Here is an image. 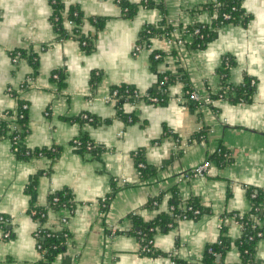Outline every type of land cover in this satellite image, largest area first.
Segmentation results:
<instances>
[{"label": "crops", "instance_id": "0c3cea01", "mask_svg": "<svg viewBox=\"0 0 264 264\" xmlns=\"http://www.w3.org/2000/svg\"><path fill=\"white\" fill-rule=\"evenodd\" d=\"M65 1L85 19L81 31L93 44L88 53L73 39H55L48 0H0V115L26 104L28 131L20 144L57 153L55 159H18L11 142L0 139V217L9 219L11 234L3 239L0 230V264H44L29 210L46 208L48 197L62 190L72 207L48 210L44 221L45 228L67 233L51 264H241L235 244L241 227L231 215L248 214L249 191L264 190V0H242L247 24L220 26L203 48L190 45L187 28L211 24L203 6L212 0H129L149 4L132 18L112 0ZM97 17L105 18L99 31L87 20ZM162 20L172 27L169 38L181 44L167 47L161 36L134 52L140 31ZM15 51L34 54L37 67L27 57L12 62ZM153 51L163 55L152 69ZM225 58L232 64L223 82L218 70ZM162 75L170 77L167 99L123 103L133 122L122 120L108 100L111 88L126 85L145 94ZM245 77L254 80L255 92L247 103H232L233 88ZM223 84L230 88L223 99L195 105L184 98L188 90L217 95ZM85 114L97 124L76 120ZM79 137L94 145V154L74 146ZM221 147L232 162L220 168L208 158ZM138 151L154 169L145 180L134 161ZM204 161H210L208 171L190 175ZM173 196L196 200L204 213L156 229V255H143L134 218L147 223L169 213ZM257 224L264 227V215ZM221 236L229 249L204 263L206 248ZM253 264H264V237Z\"/></svg>", "mask_w": 264, "mask_h": 264}, {"label": "trees", "instance_id": "16d2710c", "mask_svg": "<svg viewBox=\"0 0 264 264\" xmlns=\"http://www.w3.org/2000/svg\"><path fill=\"white\" fill-rule=\"evenodd\" d=\"M121 10V13L124 17L132 18L137 9L140 6H148L149 4H145L141 1L139 4L130 3L129 0H112ZM242 0H212L210 3H207L203 6L212 16V22L209 25H200L195 24L191 27L187 28L188 33H190L193 37L191 42V46L197 48H203L207 43H209L214 35V32L217 28L225 24H241L246 25L249 17L244 14L241 8ZM48 4L51 9V14L49 17V21L52 27L53 32L56 35V40H64V39H73L78 42L81 49L88 53L92 51L93 44L89 41V38L85 36L81 31V25L85 20L81 11L75 5H67L65 0H48ZM76 14V15H74ZM228 15L229 19H224L223 15ZM90 24H92L96 31H99L103 27V23L105 18H89L87 19ZM70 23V24H69ZM198 30V34H194L195 30ZM172 27L168 25L167 22L161 21L157 25H147L145 26L139 33L137 44L142 48H147L149 46V41L153 38H159L161 36L169 37ZM84 43V45H82ZM156 53H159L160 56L163 54L157 51H153L151 54V63L152 69L155 66V63L159 59H155L154 56ZM18 56L20 57H27L31 67L35 69L37 67V58L34 54L26 53L22 51H15L11 53V57ZM232 64L229 58H225L223 62V66L221 70H218V73L222 77V81L227 76L228 68ZM58 75V74H57ZM162 77H167L165 81V85L162 88H159L158 83L156 85L155 90L150 91L145 94H140L136 89L121 85L119 87H112L110 90V94L113 91H117V102L116 105L118 107V115L122 120H125L128 123L133 122L132 116H127L122 113L121 105L123 103H137L138 101H146L150 102V98L156 97L158 99L157 103H153L155 105L161 104L167 99V86L170 83V77L167 75H162ZM160 78V79H161ZM97 81V77H92V83ZM159 81V80H158ZM224 82V81H223ZM222 82V83H223ZM253 82V84H252ZM58 85L61 86L60 78L58 81ZM222 87H226L230 90L228 86L225 84ZM125 90L128 93H125ZM234 96L229 97V101L232 103H247L249 99L252 97L253 93L255 92V83L254 80L245 77L243 83L233 88ZM191 91V90H190ZM122 99L123 101H120ZM211 101L216 99H223L222 96L219 94L214 96H209ZM23 103L19 102L16 106L14 111H6L0 115V139L6 138L11 142L12 150L14 155L18 159H30L33 157H41V156H49L51 159H55L57 157V153L53 149H36V150H29L24 148L20 142L27 134V110L22 111L21 105ZM22 118H19V115H22ZM87 115V114H85ZM91 120H87L81 117H77L76 120L83 119L89 123L97 124V120L92 116L87 115ZM14 120L13 124L16 126V129L10 130V124L12 123L11 120ZM108 123L109 121H104ZM13 138H16L14 140ZM81 141L84 145L89 142L84 137L77 138ZM200 137L197 136V140ZM91 143V142H89ZM92 144V143H91ZM92 149L88 151L90 154H94L95 147L92 144ZM83 151L85 147L82 148ZM227 151L220 148V152H216L212 154L208 160L214 161L217 167H224L225 165L232 162V157L226 158L225 155ZM134 161L137 169V173L141 180H145L149 178L153 173L154 169L148 168L143 159L141 152H136L134 154ZM142 164L143 167L139 168L138 165ZM112 195H109L111 198ZM249 197L252 202L251 210L248 214L240 215V214H233L235 220L239 223L241 227V235L239 239L235 242L238 246L239 255L241 258V264H253L254 262V252H255V245L258 240L261 238H257L256 234L258 232H262V238L264 237V227H259L257 224L258 220H261L264 215V190H254L249 191ZM53 199L57 201L54 202ZM107 202V200L105 199ZM73 205L72 197L67 190H62L60 192L52 193L48 197L47 206L51 210H58L60 208H71ZM33 209V208H32ZM37 210L45 211V208H36ZM169 213H163L158 215L154 220L143 223L136 218H134L135 225V235L140 241V250L147 245L149 239H152L153 232L160 228H166L168 225L174 224L175 222L182 220V219H197L200 215L204 213V209L197 203L196 200L190 199L186 202L180 201L176 196H173L170 199L169 205ZM30 211V210H29ZM197 211L198 214L195 215L194 212ZM223 226L221 227L222 231ZM63 233H54L51 237L44 238L42 242V246L45 249V253L43 256L44 264H51L52 261L59 255L62 250L64 249V243L62 237ZM251 238V239H250ZM229 249V244L224 236H221L217 243L208 246L206 248L204 254V263H212L216 256H221L224 254L226 250ZM142 252V251H141ZM146 256H155L156 252L151 249L149 253H143Z\"/></svg>", "mask_w": 264, "mask_h": 264}, {"label": "built area", "instance_id": "2783aa9c", "mask_svg": "<svg viewBox=\"0 0 264 264\" xmlns=\"http://www.w3.org/2000/svg\"><path fill=\"white\" fill-rule=\"evenodd\" d=\"M213 1H214V0H213ZM74 15H76V14H74ZM223 18L227 20V19H229V16L225 14V15H223ZM69 24H70V23H69ZM198 32H199V31L196 29V30L194 31V34H198ZM164 40H165V42H166V44H167V47H172V46H174V45H179V44H181V41H176V42H174V41H173L172 39H170L169 37H165ZM82 45H84V43H82ZM140 48H141V47H140L138 44H136V45L134 46V52L138 51ZM43 49H44V47H41V50H43ZM161 57H162V56H160L159 53H156V55L154 56V58H155L156 60H157V59H160ZM17 59H18V56L12 57V62H16ZM51 77H52V79H54L55 81L58 80V75H57L56 73H53ZM166 79H167V77H162V78L158 81V86H159V88L164 87ZM30 80H31V79L28 78V82H30ZM252 84H253V82H252ZM220 89H221V88H220ZM229 91H230V90H229L228 88H226V87H222L220 93H218V94H219V96H222L223 98H225L226 95H227V93H228ZM125 93H128V91L125 90ZM116 97H117V91H113V92L109 95L108 100H110V101L116 103V102H117ZM184 98H186V100H187L188 102L193 103V104H195V105H196V104H200L202 101H203V102H204V101H205V102H211V100L209 99V97H205V98H203V97H201V95H200L199 93H197L196 91H190V90L184 92ZM203 99H204V100H203ZM120 101H123V100L120 99ZM150 102H151L152 104H153V103H157V102H158V99H157L156 97H152V98H150ZM21 110H22V111L27 110V105H26V104H22V105H21ZM22 117H23V114H22V115H19V118H22ZM83 118H84V119H87V120H89V121L91 120V118H89L87 115H83ZM11 121H12V123L10 124V127H9V128H10V130H14V129H16V126L13 124L14 120L12 119ZM13 139L16 140V138H13ZM16 141H17V140H16ZM73 144H74V146H75L76 148H78V149H81V148H84V147H85V150H86V151L91 150L92 147H93L92 144L89 143V142H87V143L84 145L81 141H79V139H75V140L73 141ZM217 152L219 153V152H220V149H218ZM225 157H226V158L230 157V154L227 153V154L225 155ZM209 162H210V161H204L200 166H198L197 168L193 169V170L190 172V175H192V176H201V175H203L204 173H206V172L208 171V169H209V166H210V163H209ZM138 167H139V168H142L143 165H142V164H139ZM53 201L56 202L57 200H56V199H53ZM48 210H51V209L49 208V206H47V207L45 208V211L37 210L36 208L30 209V211H29V215H30V217H31V218L36 222V224H37V228H36V230H35V232H34V238H35V243H36V249H37V250L40 252V254H42V255L45 253V249L43 248V246H42V242H41V241H42L44 238L51 237L52 234L56 233V232H54V231H52V230H50V229L45 228V226H44V221H45V219H46V217H47ZM194 214L197 215L198 212L195 211ZM9 222H10L9 219H7V218H5V217H3V216L0 217V225H1L0 230H1V235H2V238H3V239H9L10 236H11V234H10V230H9V228H8ZM61 222H62V223H66V219L63 218V219L61 220ZM262 235H263L262 232H258V233L256 234V237H257V238H262ZM62 237H63V240L66 241V239H67V233H63V234H62ZM250 239H251V238H250ZM151 249H153V248H152V239H149L148 242H147V245H145V246L142 248L141 251H142L143 253H149V252L151 251Z\"/></svg>", "mask_w": 264, "mask_h": 264}]
</instances>
